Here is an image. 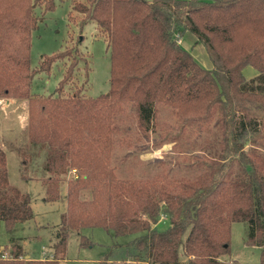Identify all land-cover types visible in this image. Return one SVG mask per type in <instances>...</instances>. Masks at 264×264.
I'll list each match as a JSON object with an SVG mask.
<instances>
[{
	"label": "trees",
	"instance_id": "1",
	"mask_svg": "<svg viewBox=\"0 0 264 264\" xmlns=\"http://www.w3.org/2000/svg\"><path fill=\"white\" fill-rule=\"evenodd\" d=\"M53 8V0H0V99L27 103L28 138L46 150L44 200L57 201L66 180L52 257L26 259L13 240L0 264H59L69 234L83 227L133 235L129 262L230 264L223 256L238 221L264 264V0H73L110 51L109 90L95 97L80 87L64 93L74 82L73 47L31 67L32 32ZM186 32L210 66L179 43ZM59 60L69 63L54 92L31 93L34 75ZM248 65L257 70L249 79ZM161 106L173 123L158 121ZM130 125L146 139L154 133L155 148L179 146L181 157L146 175L122 174L113 154L130 141L120 137ZM33 216L28 193L8 181L0 147V222L11 229ZM163 218L168 225L158 230Z\"/></svg>",
	"mask_w": 264,
	"mask_h": 264
},
{
	"label": "rangeland",
	"instance_id": "2",
	"mask_svg": "<svg viewBox=\"0 0 264 264\" xmlns=\"http://www.w3.org/2000/svg\"><path fill=\"white\" fill-rule=\"evenodd\" d=\"M53 1L54 8L44 14L43 19L32 32L31 67L38 65L43 54L50 55L73 47V51L78 54H76L74 82L65 87L64 93L70 94L79 87L87 97L107 93L110 51L104 39L98 34L95 22L82 23L81 15L72 11L73 0ZM178 41L201 66H210L203 46L191 33L186 32L178 36ZM65 61L69 63V60ZM65 61H55L47 73H36L30 92L52 94L63 77ZM242 72L247 79L257 74V70L249 65L244 67ZM1 101L3 109L0 108V147L6 155L8 181L21 192L28 193L34 216L28 222L17 223L11 229H6L0 222V245L8 247L14 240L33 257L51 258V244L55 242L53 233L60 214L65 209L66 180L60 182L57 201L44 200V186L41 181L48 175L43 167L46 150L32 143L28 138L27 103L24 99H15L12 105L7 104L8 100ZM158 121L173 123L174 119L167 108L161 106L158 109ZM120 137L130 140L128 141L130 144H127L128 142L115 144L113 157L115 165L122 174H126L128 169L137 176L146 175L157 171L165 166L164 164L173 165L175 160L181 157L178 153L179 146L174 149L171 147L172 144L168 143L155 148L154 133L146 139L134 125H130L129 132L120 134ZM186 147L190 146L186 145ZM73 171L67 173L66 179L76 176ZM167 225V221L163 218L156 224V228L163 230ZM247 230L246 222L238 221L231 224L229 253L223 256V259L230 264H259L260 249L245 242ZM81 236L87 239V245H80ZM132 237L133 235L117 236L112 231L99 227L80 228L69 234L66 252L59 264H145L129 262L124 258L127 251L126 244ZM6 251L9 252L7 249ZM28 254L25 255L26 259L29 258Z\"/></svg>",
	"mask_w": 264,
	"mask_h": 264
},
{
	"label": "crops",
	"instance_id": "3",
	"mask_svg": "<svg viewBox=\"0 0 264 264\" xmlns=\"http://www.w3.org/2000/svg\"><path fill=\"white\" fill-rule=\"evenodd\" d=\"M14 100L15 99H8V103L7 104H9V105H12V102H14ZM2 105H3V102H2V104H0V108H2ZM3 109V108H2ZM11 244V243H10ZM9 244V245H10ZM8 245V246H9ZM2 248H4V246L3 245H0V249H2ZM28 256H30L29 254H28ZM41 259H42V256L40 257Z\"/></svg>",
	"mask_w": 264,
	"mask_h": 264
},
{
	"label": "built area",
	"instance_id": "4",
	"mask_svg": "<svg viewBox=\"0 0 264 264\" xmlns=\"http://www.w3.org/2000/svg\"><path fill=\"white\" fill-rule=\"evenodd\" d=\"M2 103L1 99H0V104ZM74 172V171H73ZM1 257H11V255L7 252V251H2L0 254Z\"/></svg>",
	"mask_w": 264,
	"mask_h": 264
}]
</instances>
